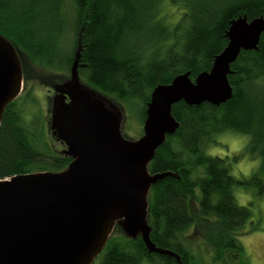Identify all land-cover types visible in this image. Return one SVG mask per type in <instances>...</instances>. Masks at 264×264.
I'll use <instances>...</instances> for the list:
<instances>
[{"label": "trees", "instance_id": "obj_1", "mask_svg": "<svg viewBox=\"0 0 264 264\" xmlns=\"http://www.w3.org/2000/svg\"><path fill=\"white\" fill-rule=\"evenodd\" d=\"M240 16L264 17V0H0V34L21 59L25 55L48 71L70 75L78 61L83 82L136 112L144 124L155 87L183 73L194 81L209 71L228 44L231 21ZM231 69L233 97L225 104L173 106L180 127L149 165L152 174L175 175L153 186L149 222L153 243L179 260L149 254L141 238L123 232L111 236L94 264H198L185 244L198 225L214 263L250 264L239 236L251 210L236 201L231 168L206 157L205 148L218 134L243 133L264 161V34L258 50L243 51ZM52 146L26 123L15 100L0 128V180L67 169L72 159ZM255 180L263 196L264 177Z\"/></svg>", "mask_w": 264, "mask_h": 264}, {"label": "water", "instance_id": "obj_2", "mask_svg": "<svg viewBox=\"0 0 264 264\" xmlns=\"http://www.w3.org/2000/svg\"><path fill=\"white\" fill-rule=\"evenodd\" d=\"M264 17L231 21L228 44L209 71L190 72L158 85L147 105L143 135H123L124 114L109 97L87 85L79 62L53 87L50 131L72 159L61 172H34L0 180V264H94L115 228L141 238L149 254L170 250L151 240L149 198L171 172L152 174L149 165L180 124L173 106L225 104L233 97L229 76L243 51H256ZM24 73L14 44L0 34V128L6 108L22 94Z\"/></svg>", "mask_w": 264, "mask_h": 264}, {"label": "rangeland", "instance_id": "obj_3", "mask_svg": "<svg viewBox=\"0 0 264 264\" xmlns=\"http://www.w3.org/2000/svg\"><path fill=\"white\" fill-rule=\"evenodd\" d=\"M21 61L24 73V88L22 94L17 99V104L22 110L23 117L26 123L36 129H40L45 137L52 142V147H55L56 150L63 151L66 149L65 145L57 142L52 137L50 131L51 106L54 95L50 90L59 80L64 78L68 79L69 74L66 72L48 71L34 63L28 57H25V55H23ZM111 101L124 114V137L130 140L140 138L143 135L144 124L140 123L138 114L136 112H128L123 106L118 105L116 101ZM249 153L253 158H260L262 160L259 155L254 154L248 147L245 154ZM263 166L264 164L250 178H241L240 180L234 178L238 182L234 187V195L237 203L241 206L249 207L252 213V218L247 223L245 230L242 231V235L239 236V240L250 260V264H264V195L259 196V187L252 184V182H259L255 178L261 179L262 176L264 177V174H261ZM203 230L201 225H198L195 230H190L185 238L186 247L195 255L198 264H217L212 261V252L205 245V241L202 238ZM122 236L124 235L120 228H116L112 234V237ZM143 264L150 263L144 261Z\"/></svg>", "mask_w": 264, "mask_h": 264}, {"label": "clouds", "instance_id": "obj_4", "mask_svg": "<svg viewBox=\"0 0 264 264\" xmlns=\"http://www.w3.org/2000/svg\"><path fill=\"white\" fill-rule=\"evenodd\" d=\"M207 143L205 156L225 161L231 168L229 174L236 180L250 178L264 164L260 158H253L250 153L245 154L251 143V137L243 133L225 132L218 134L214 140ZM195 178L193 175L192 179Z\"/></svg>", "mask_w": 264, "mask_h": 264}, {"label": "flooded vegetation", "instance_id": "obj_5", "mask_svg": "<svg viewBox=\"0 0 264 264\" xmlns=\"http://www.w3.org/2000/svg\"><path fill=\"white\" fill-rule=\"evenodd\" d=\"M64 79H65V78H64ZM64 79L59 80V81H61V82L58 81V83H55V84L52 86V89H51L50 91H52L54 95H55V92H54V90H53V87H54L56 84H62V83H64V82L67 80V79H65V80H64ZM49 93H50V92H49ZM54 95H53V96H54Z\"/></svg>", "mask_w": 264, "mask_h": 264}]
</instances>
